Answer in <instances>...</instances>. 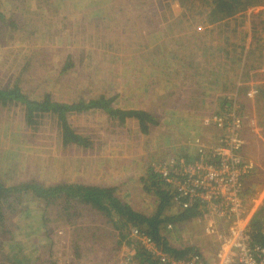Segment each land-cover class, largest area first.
Segmentation results:
<instances>
[{"label": "rangeland", "instance_id": "1", "mask_svg": "<svg viewBox=\"0 0 264 264\" xmlns=\"http://www.w3.org/2000/svg\"><path fill=\"white\" fill-rule=\"evenodd\" d=\"M209 1H190L184 7L178 0H0V89L17 85L32 100L50 94L69 103L104 95L114 99L115 108L144 110L157 122L143 133L136 120L120 126L102 111L70 115L72 128L93 141L84 149L63 146L51 120L33 131L19 109L0 108V182L7 187L22 183L115 187L121 201L152 215L156 199L143 192L142 182L148 169L167 154L194 156L189 152L193 140L204 142L203 124L188 126L184 121L190 120L191 112L210 110L217 98L224 101L223 107L234 97L239 104L243 95L206 93L195 87L198 72H217L224 52L227 70L233 72L224 76V82L233 89L241 70L264 64V53L253 38L263 36L264 29L253 30L251 23L260 9L228 25L206 28L199 11L209 10ZM201 53H211V58L202 60ZM70 56L75 61H68ZM73 63L75 67L64 70ZM262 104H254L256 118L241 110L243 138L245 125L253 133V124L264 123V111L260 115L258 109ZM206 132L212 134L210 129ZM260 147L263 144L252 137L244 159L264 161ZM263 188L264 172L244 181L251 217L264 207ZM12 207L8 228L16 245L4 247L8 257L0 256V264H21L15 260L20 251L29 253V264H118L132 251L106 219L85 205H67L63 215L56 207L44 211L38 201L18 197ZM178 211L174 203L172 212ZM260 219L264 221L261 214ZM77 227L82 230L76 233ZM204 228L200 216L163 234L172 248L202 251L211 258L216 242Z\"/></svg>", "mask_w": 264, "mask_h": 264}, {"label": "trees", "instance_id": "2", "mask_svg": "<svg viewBox=\"0 0 264 264\" xmlns=\"http://www.w3.org/2000/svg\"><path fill=\"white\" fill-rule=\"evenodd\" d=\"M190 1L193 2L195 0H178L180 6L184 7ZM207 3L209 10L205 12V10L201 9L199 11L206 28L221 27L220 25L222 24L228 25L230 22H234L245 15L248 11L253 10V12H256L260 9L257 11V15L251 17L252 28L257 30L262 26L264 29V0H211ZM259 17H262L261 21H258L259 19L255 20V18ZM253 38L257 39L255 44L259 52L264 53V42L261 41L264 35L253 36ZM68 61L73 62L75 60L70 56ZM72 67H75V63L65 65L64 70H69ZM113 101V98L100 95L89 99L80 98L71 103L60 102L54 100L50 94L44 95L43 99L32 100L17 85L0 89V108L19 109L23 113L26 126L33 131L38 130L45 120H51L59 130L63 146L75 145L84 149H90L93 141L89 137L78 134L72 128L69 123L70 115L102 111L115 124L120 126L125 125L128 120H136L143 133L149 131L150 124H157L156 120L148 112L115 108ZM142 182L143 192L156 199L155 211L150 216L135 211L129 204L121 201L116 196L115 187L65 183L53 186L22 183L18 186L7 187L0 182V256L8 257L7 252L6 255L4 252L5 246L7 248L9 245H16L13 232L8 228L10 224L8 221L12 219L8 215L12 213L14 216L12 203L16 202L18 197H25L29 201H38L44 206V211L46 208L53 206L61 210L63 215L68 209L65 206L70 204L74 206L82 204L88 210L97 211L99 216L104 220L106 219L118 232L121 241L125 240V244L130 247L129 249L135 251L134 260L138 264L160 263L153 260L139 243L129 238V228L133 226L143 230L158 245L162 246L169 255L176 258L186 257L194 249L177 250L172 248L163 232L168 224L177 226L202 216L201 210L198 209V206H192L185 210L172 212L174 190L164 182L162 177L152 167L148 169L146 176L142 178ZM245 195H248V191L245 192ZM250 227L254 240L264 245L263 220L258 215H254L251 219ZM88 229L91 232L92 229ZM88 229H85V231ZM75 230L77 233L82 228L77 227ZM121 244L122 242H119V246ZM21 252L20 255H15V260L21 264L24 261L29 264L31 259L29 253L24 254Z\"/></svg>", "mask_w": 264, "mask_h": 264}, {"label": "built area", "instance_id": "3", "mask_svg": "<svg viewBox=\"0 0 264 264\" xmlns=\"http://www.w3.org/2000/svg\"><path fill=\"white\" fill-rule=\"evenodd\" d=\"M202 124L217 130L215 144L206 145L197 137L192 142L194 156L171 155L152 168L172 187L173 202L180 210L199 207L204 232L215 239V254L207 258L202 251L194 250L176 258L139 227H130L128 236L160 264H264V245L253 238L244 190V181L254 172L255 164L243 156L244 118L235 97L206 116ZM176 227L168 224L166 231ZM134 255L135 251H130V256L118 264H133Z\"/></svg>", "mask_w": 264, "mask_h": 264}, {"label": "crops", "instance_id": "4", "mask_svg": "<svg viewBox=\"0 0 264 264\" xmlns=\"http://www.w3.org/2000/svg\"><path fill=\"white\" fill-rule=\"evenodd\" d=\"M211 53H201L199 54V57L202 60H208V58H211ZM226 59H228L223 52V56L221 58L220 61V66H218V70H216L217 72H214L213 74H210V71L204 70L202 72H198L197 74V80H196V84L195 87H200L201 89H203L206 93H222V92H232V91H236L237 93H242L243 95L240 98L239 96V104L241 107V110H244V112L246 113V109L248 110V112H251V114L253 113V115L257 114V107H254V104H258L261 103L262 101H264V64L263 65H252L249 66V68L245 69L243 72L241 70L240 75H237V83L235 85V88H230L227 87L226 82H224V76L226 75H231L233 72L228 71V66L226 65ZM247 67V65H246ZM239 73V72H238ZM243 73V76H241V74ZM216 74H220L219 77H217L216 79ZM231 77V76H230ZM216 79V80H215ZM227 80V78L225 79ZM211 81V83H210ZM224 83V84H223ZM258 94L260 97H258L256 99V94ZM256 96V97H255ZM218 97V96H217ZM205 98H207L205 96ZM255 98V99H254ZM220 99V98H219ZM219 99L217 98V104H211L210 105V110H207L205 113L204 112H200V113H192V116L190 118V120H185L184 122H188L189 125H201L202 124V120L206 117L209 116L213 113H215V111L219 110V108L222 107L223 102H219ZM206 107H208V103L205 102L204 104ZM199 107H201V104H198ZM205 106H202L201 108H205ZM264 104H262L261 106L258 107V109L260 110V115H262V110L264 111ZM198 109V108H197ZM242 112V111H241ZM243 118L245 117L243 112H242ZM245 120V118H244ZM262 123V122H261ZM210 132L212 131V134L209 135V133L206 132V130H209ZM248 130V132H246ZM251 131L254 133H251L248 129V125H245L244 127V139H245V153L243 151V156L244 158L246 157V153L248 152V148H249V141L251 140L252 137L256 138L258 143H262L264 146V123L262 124H253ZM198 129L197 132H195L194 135H199L198 134ZM203 139L204 142H206L207 144L213 145L215 139H217V130H215L212 127L209 128H205L203 127V130L201 131V135H200ZM203 142V143H204ZM211 142V143H209ZM204 143V144H206ZM206 144V145H207ZM192 147L193 144H192ZM190 148L189 152L194 155V148ZM262 149H264V147H260ZM185 153V151H184ZM261 154V152H260ZM168 156L170 155H180V154H167ZM189 156V154H186ZM262 155V154H261ZM247 159V158H246ZM249 160V159H248ZM255 164V170L252 174H260L264 172V161L263 160H256V162H254ZM264 190V188H263ZM262 191V190H261ZM264 209V207L261 209V211L256 212L254 215H258V217H260V214L262 216V218L264 217L262 210ZM264 211V210H263ZM261 212V213H260ZM253 215V216H254ZM253 216L251 217V219L253 218ZM264 222V221H263Z\"/></svg>", "mask_w": 264, "mask_h": 264}]
</instances>
